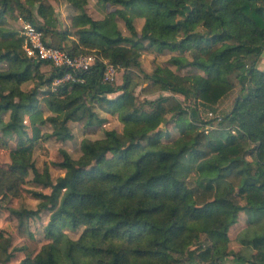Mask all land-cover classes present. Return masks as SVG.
Masks as SVG:
<instances>
[{"label": "trees", "instance_id": "obj_1", "mask_svg": "<svg viewBox=\"0 0 264 264\" xmlns=\"http://www.w3.org/2000/svg\"><path fill=\"white\" fill-rule=\"evenodd\" d=\"M50 1L61 0H0V60L9 63L0 71V149L9 155V163L0 166V201L27 192L40 203L9 207L19 224L44 211L50 217L42 227L50 242L35 254L27 246L14 248L5 262L24 253L19 264H61L62 251L68 264H80L81 256L96 258V264H225L228 256L264 264V71L257 67L264 43H255L264 41V0H93L98 18L86 10L91 0H65L73 10L67 27H58ZM109 5L115 8L108 11ZM14 9L43 32L46 43L72 55L93 53L123 69L121 83L103 81L98 59L80 72L83 82H62L52 90L63 71L52 66L45 75L39 69L50 63L26 56L22 36L3 25ZM142 15L147 19L138 32L133 21ZM198 21L203 30L196 28ZM145 43L157 52L170 51L167 62L178 67L145 72L150 85L169 94L136 103L132 70H142ZM218 44L223 47L209 61L200 59ZM184 69L190 70L177 72ZM27 81L33 87L21 90ZM236 83L232 106L218 111ZM95 104L119 113L125 134L105 129L100 138H83L76 158L62 149L57 165L67 169L63 176H52L47 165L38 170L34 143L72 138L71 121L85 128L101 125ZM200 110L218 113L205 119ZM168 111L173 115L164 126L174 123V139L161 128L135 130ZM46 124L49 132L42 131ZM133 153L137 156L130 159ZM241 212L245 226L235 238L240 247L232 250L229 229ZM79 228L77 238L68 236L67 230Z\"/></svg>", "mask_w": 264, "mask_h": 264}, {"label": "rangeland", "instance_id": "obj_2", "mask_svg": "<svg viewBox=\"0 0 264 264\" xmlns=\"http://www.w3.org/2000/svg\"><path fill=\"white\" fill-rule=\"evenodd\" d=\"M49 3H52V5L55 8L57 19L60 23L58 27L69 26V17L73 13V10L71 9L70 5L65 0L50 1ZM93 4H94L93 0H91V2L88 4L87 10H89L92 13V15H96V12L93 11V6H92ZM114 8H115V6H113V5L107 6L108 11L113 10ZM38 19L40 21H42V19L40 17H38ZM23 21L25 22V20H23L21 17L18 16L17 9H14V13H12V15L6 14L3 17V25L6 28H9V29L15 31L17 33V36H20V31L22 29ZM117 21H118L121 29L125 32V27H124L123 21L119 18H117ZM133 23H134L135 28L137 29L136 25L140 23L139 18L136 17L134 19ZM140 29H141V27H140ZM140 29L137 31L140 32ZM48 37H49V35H48ZM145 44H146V50L141 53L140 58H139L142 70H139L137 68H134L132 70L133 83L131 85V89H133V92H134V95L136 98V103H141V102H144L145 100H154L155 98L159 97L160 95L163 96V95L169 94L166 92L163 93L157 87L150 85V82L144 78V74H145V72L152 71L156 67L155 65H157V64L170 66L167 62L168 59L161 61L160 57H162V56H168L169 57L171 55V53L168 50H163L161 52L154 51L153 48H151L147 45V43H145ZM260 58H259L257 67L260 70L264 71V57L260 56ZM8 67H9L8 60H6V59L0 60V71H4ZM51 68H52L51 64H44V65H41L39 70H41L45 75H48ZM189 70L190 69H187V70L184 69V70H178L177 72L180 74H185V73L189 72ZM175 71H176V69H175ZM122 75H123V69L117 70L116 80H115L116 84L121 83ZM231 79L235 82L234 78H231ZM32 87H33V83L30 81L24 82L21 85H19V88L23 91H29ZM238 88H239V86L236 83L232 93L227 98L222 100V102L220 103V105L218 107V111L222 110L225 112V111H228L230 109V107L233 104L234 98H235L236 94L238 93ZM42 92H43V88H40L38 93H37V97H38V99H40V102H41V98H43ZM114 96L109 97V98H113ZM170 96H174L175 99H177L178 101H181L183 103L186 102V101H184V97L180 94H171ZM94 107H95V110L99 109V114H100V112H105V113L109 114L108 116H101L100 115L103 119V123L101 125L91 126V127L85 128V127L81 126L78 122H72L71 121V122H68V125L71 128V131L73 133L72 138L67 139L65 141H62V140H58L57 138L51 137V138H48L45 140H37L34 143L33 159H34L35 166L37 167L38 170L41 171L43 166L47 165L50 169L51 175L57 176L56 173L59 170H62L57 165V163L62 160V156H61L60 151L62 149H64L72 157H74V158L78 157L80 154L81 140L83 138L97 139V138L102 137L103 131L105 130V128H104L105 124H111L112 125L111 129H115L116 132L120 136L125 134L123 122L118 117L117 112H114V114H111L109 112H106L105 109H103L100 105H97V104H95ZM218 111L215 113H212V115L208 114L210 111L208 112L205 110H200V113L203 116V118L207 119L209 117L217 116L216 113H218ZM47 113H49V112H47ZM160 128L163 131L167 130L168 139H174L178 135V130L175 127L173 122H170L168 125L160 127ZM49 129H51V126L49 124H46L42 127L43 132H49L50 131ZM44 141H48V142H50V144L52 146H56V151L52 152L51 149L45 150L43 148V142ZM9 145L15 146V138L9 140ZM126 145H128V141L125 142V140H124L123 146H126ZM50 155L52 156L51 159L48 158ZM136 156H137V154L133 153L129 158L132 159V158H135ZM106 158H112L111 153H108L106 155ZM248 159H249V157H248ZM8 163H9L8 151L6 149H0V166H4ZM129 163H131V162H129ZM31 175H32L31 172H29L28 178H31ZM223 186H224V182H221L218 189L222 190ZM25 188H32V186H31V184H27L25 186ZM37 189L43 190V188H40V187H37ZM25 195L27 196L28 199L36 200L34 197H32L27 192H25ZM28 199L21 200V199H17V198H12V199L6 198V199L0 201V224H2L3 222H7V223L11 224L13 226V228L15 229L14 234L8 238V240L6 242L7 244H11L13 240L20 238L22 240V243L18 247L27 246L30 250L34 251V254H35L36 252H38L41 249L42 245L50 242L47 238L44 237L43 228H42L44 226V221H45V219H47L48 214L44 211L38 217L32 218V219H27L22 224H19L17 218L14 217L9 211V207H17L19 205L25 206L27 208H36V206L29 205ZM245 219H246L245 213L241 212L239 214L237 223L234 224L233 226H231L229 229V237L231 239L229 245H230V248L232 250H237L239 248V243L236 241L235 237H236V234L238 233V231L243 226H245ZM81 229L82 228H79L77 230H67L66 232L70 238H74V237L77 238L79 236V234L81 233ZM4 231H6V230L2 226H0V236H2ZM30 234H32L33 236L31 237ZM18 247H16V248H18ZM37 249H39V250H37ZM60 257H61V255H60ZM5 258L6 257H0V260L3 261V264H7L5 262ZM237 262L240 264L241 263L248 264L247 262L236 259L233 256H228L225 259V264H238ZM10 263H11V261H10ZM61 264H62V261H61Z\"/></svg>", "mask_w": 264, "mask_h": 264}, {"label": "built area", "instance_id": "obj_3", "mask_svg": "<svg viewBox=\"0 0 264 264\" xmlns=\"http://www.w3.org/2000/svg\"><path fill=\"white\" fill-rule=\"evenodd\" d=\"M20 34L23 38L22 49L26 56L47 61L52 66L60 68L63 71L60 76L54 78L52 81V90H56L57 86L62 82H83L84 79L80 72L88 70L98 59L104 65L103 81L112 83L116 80V73L119 67L110 63L108 59L98 58L93 53L72 55L64 47L48 44L44 41L43 32L26 21H23ZM41 47L47 52V55H40ZM161 92L165 93L166 91L161 90ZM208 114L212 115V112Z\"/></svg>", "mask_w": 264, "mask_h": 264}, {"label": "clouds", "instance_id": "obj_4", "mask_svg": "<svg viewBox=\"0 0 264 264\" xmlns=\"http://www.w3.org/2000/svg\"><path fill=\"white\" fill-rule=\"evenodd\" d=\"M233 7H237V5H233ZM249 11H250V9H249ZM125 15H128V13L125 12ZM177 18H179V17H177ZM146 19H147V17L143 16V15L141 17H139L140 23L136 25L137 30L140 29V27L143 25V23L145 22ZM196 28L199 29V30H203V28L201 27V21L197 22ZM212 28H213V31H218L219 30L218 22H213ZM233 30H235V29H233ZM247 35H248L247 32H245V38H247ZM177 38H179V37H177ZM255 43L260 44V43H264V41H261L259 38H257ZM222 47H223V44H218L215 48L210 49L206 53L201 54L200 59L205 60V61H209L210 58H211L212 53L215 52V51H218ZM30 54H33V53H30ZM40 55L41 56L47 55V52L43 49V47H41ZM235 55H237V54L233 53V56H235ZM241 55H243V54H241ZM261 56L264 57V50L261 51ZM169 58L170 57H168V56H162V57H160V60L163 61V60H167ZM247 58L248 57L245 56V65H246V62H247ZM183 59H191V57L190 56H185ZM229 59L231 60V57ZM155 66L161 67L160 64H157ZM169 67L173 71H175V69L178 67V65L177 64H173V65H170ZM162 71H163V68H162ZM106 95L108 97H112V96L115 95V93L114 92H108V93H106ZM130 108H131V105H128V106H126L125 109H121V111H126V110H129ZM96 110L99 112V109H96ZM48 114L49 113L46 112L44 115L47 116ZM60 115H63V114H60ZM100 115L101 116H108L109 114L105 113V112H100ZM117 115H119V113H117ZM172 115H173L172 111L165 112L160 117V119L157 122H155L154 124L138 125V126H135V130L136 131L151 132V131H153L156 128L163 127L164 126V120L168 119V118H171ZM111 127H112L111 124H105L104 125L105 129H111ZM128 127L132 128L133 126H128ZM49 130H51V129H49ZM43 148L45 150L51 149L52 152L56 151V146H52L50 144V142H48V141H44L43 142ZM48 158L51 159L52 156L50 155ZM131 170H132L131 168L128 169V171H131ZM66 173H67V169H62V170H59L56 174L58 176H63ZM43 191L48 192L49 189L45 188V189H43ZM65 191H67V189H64V190L61 191V197L63 196ZM20 199L24 200V199H28V198H27V196L25 194L22 193ZM28 203L31 206H38V204L40 202L37 201V200L28 199ZM48 219H50V217ZM48 219H45L44 226H46L48 224ZM0 226H2L6 230V231L3 232L2 236H0V257H6L8 255V253L12 252L14 248L18 247L22 243V240L20 238H17L15 240H13L11 244H7L6 242H7L8 238L11 235L14 234L15 229L13 228V226L11 224H9L7 222H3L2 224H0ZM73 239H75V237ZM116 243H120V242L117 241ZM63 246L64 245L62 243L61 244V248H63ZM37 250H39V249H37ZM24 255H25L24 253H21L20 256L17 258V260L13 261L12 264H19V260L23 259ZM108 258L109 257H105V259H108ZM61 261H62V264H68L67 258L63 256V252L62 251H61ZM0 264H3L2 260H0ZM80 264H96V258L88 257V256H81L80 257Z\"/></svg>", "mask_w": 264, "mask_h": 264}, {"label": "crops", "instance_id": "obj_5", "mask_svg": "<svg viewBox=\"0 0 264 264\" xmlns=\"http://www.w3.org/2000/svg\"><path fill=\"white\" fill-rule=\"evenodd\" d=\"M87 8H88V5H87V7H86V10H87ZM93 11H94V10H93ZM87 12H88L92 17H94V18H98V15H99V14H98L96 11H95V12H96V15H92V13H91L89 10H87ZM20 36H21V34H20ZM260 59H261V58H260ZM243 227H244V226H243ZM243 227H242V228H243ZM242 228H241V229H242ZM241 229H240V230H241ZM240 230H239V231H240ZM239 231H238V232H239ZM236 235H237V234H236ZM235 238H236V237H235ZM239 247H240V244H239ZM238 262H239V261H238ZM238 262H237V263H238ZM238 264H240V263H238ZM241 264H245V263H241Z\"/></svg>", "mask_w": 264, "mask_h": 264}]
</instances>
